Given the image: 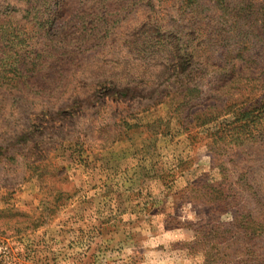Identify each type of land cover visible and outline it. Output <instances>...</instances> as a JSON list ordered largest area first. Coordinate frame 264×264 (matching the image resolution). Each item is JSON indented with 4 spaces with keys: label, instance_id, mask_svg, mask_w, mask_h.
<instances>
[{
    "label": "rangeland",
    "instance_id": "374dc122",
    "mask_svg": "<svg viewBox=\"0 0 264 264\" xmlns=\"http://www.w3.org/2000/svg\"><path fill=\"white\" fill-rule=\"evenodd\" d=\"M186 1L52 0L35 15L0 0V264H264V142L189 125L214 96L261 95L264 76L231 64L240 34L215 0ZM226 1L259 11L243 34L261 29L264 0ZM220 55L223 70L204 64Z\"/></svg>",
    "mask_w": 264,
    "mask_h": 264
},
{
    "label": "trees",
    "instance_id": "16d2710c",
    "mask_svg": "<svg viewBox=\"0 0 264 264\" xmlns=\"http://www.w3.org/2000/svg\"><path fill=\"white\" fill-rule=\"evenodd\" d=\"M25 1L26 12L28 14L34 13L35 15H40V13H46L45 9L48 7L47 3L51 2L52 0H39L37 7L32 4L33 0ZM215 1L218 5H220L221 11L224 14L223 16L226 18V22L224 25H230L231 28L235 29L240 34L241 45L238 46L235 55H233L232 52L229 50L231 52L230 56L232 57L230 58L231 64L234 61L239 62L241 64H245L247 67L258 71L260 77L264 76V61L261 63L257 61L252 63L248 62V59L252 58L253 56L251 53L252 44L254 42L264 44V22L261 26V31L259 30L260 32L255 28L249 30L247 34H243V29L240 28V23H243L245 19L250 22L251 18L255 17V13H258L259 11L255 10L254 7L251 6V4L250 6H244L243 8H233L231 3L226 0ZM186 2L189 5L192 2L195 3L196 0H187ZM79 9V7H74L72 11L73 13L78 15L80 11ZM261 13L264 14V10H262ZM238 20L240 21L239 23H237ZM7 24L11 27L10 23ZM248 46H250V49H248ZM4 53L5 52H0V62L4 61L3 65L7 62V58ZM187 56L192 59L195 55L190 52L187 53ZM223 58L221 57V55L220 57H215L212 61H216V63H212L211 61L210 64L208 63L209 60L204 59L203 61L204 64L208 65L210 69H215L216 71H219L224 69V66L222 64ZM232 67L233 66L230 65L229 71L232 70ZM2 73V70H0V75H2ZM239 74L240 72L237 73V78L239 77ZM228 78H230V76ZM257 78L259 77L256 76L255 80H251L256 81L258 80ZM223 84L217 86L216 89L221 87ZM208 92H211V89H209ZM195 93H199L200 98L202 97V94H208L207 92ZM214 97L215 101L212 105L207 107H203L202 105L198 106V108L194 111L196 117L192 120L189 125H191L193 122H196L199 124L198 127H201L213 121H220L216 126L217 128L215 130L216 132L214 133V137L217 136L218 141H223V144H232L233 146H236V148H241L246 145H255L257 142H264V92L256 98H252L250 100L238 103L237 105L235 104L232 107L228 108L224 106L223 103L220 104L221 106L218 105L217 97ZM200 98L199 100H201ZM225 115H229L230 118H224L223 120H219ZM182 130L184 132H188V126H184ZM241 229L244 237H254V227L246 226L241 227ZM247 229H249L250 231H248ZM259 229L263 230V226L259 227ZM255 230L256 228L254 229V231ZM213 259H215V256L214 258H212V261H214Z\"/></svg>",
    "mask_w": 264,
    "mask_h": 264
}]
</instances>
